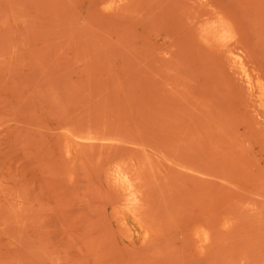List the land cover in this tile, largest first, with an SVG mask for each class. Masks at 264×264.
<instances>
[{
    "label": "rangeland",
    "instance_id": "374dc122",
    "mask_svg": "<svg viewBox=\"0 0 264 264\" xmlns=\"http://www.w3.org/2000/svg\"><path fill=\"white\" fill-rule=\"evenodd\" d=\"M237 58L264 83V0H0V264H264Z\"/></svg>",
    "mask_w": 264,
    "mask_h": 264
},
{
    "label": "bare ground",
    "instance_id": "6f19581e",
    "mask_svg": "<svg viewBox=\"0 0 264 264\" xmlns=\"http://www.w3.org/2000/svg\"><path fill=\"white\" fill-rule=\"evenodd\" d=\"M207 35L212 36L214 41L221 45L222 48H229L232 46L231 41L234 36L230 30L223 25L211 26L207 29ZM230 56H235L234 50L229 51ZM236 65L241 74V81L245 84L246 88L250 92L251 97H256L259 103V107L264 110V83L259 79H253L248 73L245 64L241 59L237 58ZM135 173H144L142 168H125L124 166L117 167L115 181L116 183L124 187L128 191V203L132 206V214L138 219L139 214L137 212V205L140 202V191L136 188L133 175Z\"/></svg>",
    "mask_w": 264,
    "mask_h": 264
}]
</instances>
